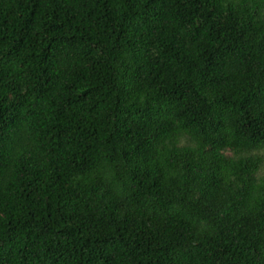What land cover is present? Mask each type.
<instances>
[{"label": "trees", "instance_id": "1", "mask_svg": "<svg viewBox=\"0 0 264 264\" xmlns=\"http://www.w3.org/2000/svg\"><path fill=\"white\" fill-rule=\"evenodd\" d=\"M0 264H264V0H0Z\"/></svg>", "mask_w": 264, "mask_h": 264}]
</instances>
